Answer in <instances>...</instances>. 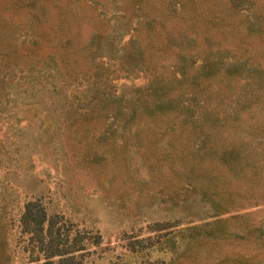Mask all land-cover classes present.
<instances>
[{
    "label": "rangeland",
    "instance_id": "rangeland-1",
    "mask_svg": "<svg viewBox=\"0 0 264 264\" xmlns=\"http://www.w3.org/2000/svg\"><path fill=\"white\" fill-rule=\"evenodd\" d=\"M233 1L144 0L147 19L160 9L174 13L161 19L163 27L147 31L130 0H0V264L44 260L21 231L18 217L27 200L70 231L98 234L97 245L81 250L79 264H264V144L254 137L255 122L264 134V0ZM190 4L193 26L179 17ZM100 27L101 36L90 43ZM38 37L42 42L34 47L29 40ZM25 75H91L84 93L114 91L123 95L121 104H136L139 138H98L96 113L87 124L56 127L62 110L73 108L64 104L68 89L54 103L55 123L47 125L38 102L43 89L29 87ZM177 94L196 110L235 111L236 125L224 142L247 143L259 153L246 186L240 181L245 199H230L220 215L199 197L213 186H184L180 159L163 156L191 152V146L181 140L182 148L171 147L164 134L154 138L159 122L142 114L135 100L152 104ZM252 100L253 116L243 111ZM217 217L223 235L179 231L191 223L214 227Z\"/></svg>",
    "mask_w": 264,
    "mask_h": 264
},
{
    "label": "trees",
    "instance_id": "trees-1",
    "mask_svg": "<svg viewBox=\"0 0 264 264\" xmlns=\"http://www.w3.org/2000/svg\"><path fill=\"white\" fill-rule=\"evenodd\" d=\"M130 3L132 14L138 17V20L144 22L147 31L152 30L155 26L163 27L161 19L174 14L172 10L166 9L167 11H163L160 9L157 13L152 11L154 15H152V18L147 19L149 12L144 7V0H130ZM183 4L180 3L177 6L180 12L183 11ZM232 4L233 6H239L238 0H234ZM193 5L195 6L196 3H193ZM193 5L190 4L191 9L187 7V10L179 15L182 24H188L189 26L196 24V21L192 18L194 15L191 14L194 9ZM173 8L175 9L176 6ZM246 30L251 31L249 27ZM102 31V27L95 29L90 36V43H93L92 41L97 42ZM37 36L40 35L37 34ZM262 40L264 41L263 37ZM29 41L34 47L42 42L41 37ZM68 44L69 39H63L61 45L66 48ZM51 54L48 55L51 62L49 69L55 67ZM24 81L29 87L37 86V88L43 89L38 102L40 103V113L43 112L42 121L47 125L55 123V121H50L52 118L50 114L57 113L54 103L59 99L61 90L64 94V89H68L71 99L64 101V104L70 107L73 106V108L71 112L65 111L66 109L62 110L61 117L63 118L56 121V127L61 126L62 123V127H65L64 130L69 129L76 120L87 124L93 120L92 113H96L101 126L98 138H109L110 141L131 137L133 139L139 138L137 136L140 130L137 127L138 121H133L135 113H140L136 108V104H121L120 101L123 95L116 94L114 91L84 93L87 89H90V85L94 82L91 75H81V77L80 75H25ZM155 89V87L150 86L152 93ZM147 93L151 94L150 92H143L141 95L145 94L146 96ZM138 95H140L139 91ZM135 100L138 106H141L142 114L152 116L150 119L152 122H159L156 126L157 132L152 131L154 138L159 139L164 134L167 137V143H171V147L177 144L182 148L183 143L180 142L181 140L186 141L191 146V152L189 149L185 151L179 149L180 154L174 155V157L172 155L167 157V154L163 156L167 161L173 158L180 159L182 165L180 174L183 177L184 186L191 189L200 188L202 185L213 186V189H201L199 196L209 203L213 215L217 216L223 213L230 199L236 203L245 199L240 192L247 184L245 174L247 171L253 172L257 165H260L256 163V156L259 153L256 150H251L247 143L231 145L224 142L223 139H226L229 128L233 129L236 125L237 115L235 111H227L220 116L219 110L214 109L216 106L212 107V105L206 111L196 110V107L188 106L180 94L167 100L162 99L157 103L152 102V104L143 97L139 99L136 96ZM202 100H204L202 102L205 106L210 104L208 96L203 97ZM254 101H250L243 107V111L251 116L255 115L252 109ZM107 104L110 105V108H114L112 110L105 109ZM70 115H75L76 118L71 119ZM168 117H170V121L165 124V118ZM131 125L136 128L132 132L130 131ZM259 125L257 122L254 123V137L257 138V141H255L258 144H264L263 129ZM247 133L251 134L249 131ZM188 153L189 155H187ZM261 154H263L262 151ZM163 156L162 158L165 160ZM240 181L245 186L240 188ZM232 183V188L228 190L220 189V185L224 187ZM18 219L21 224V231L30 234V239L35 240H33L32 248H36V251L44 258L41 264H79L80 257L83 255L81 250L86 247V244H98V234L94 232L86 236L82 228L76 227L72 231L64 228L63 221L56 220L54 214L46 215L43 207L35 205L33 200H27L23 203ZM218 219L219 217L212 222L215 225L214 227L209 226V223H191L184 225L179 231L187 230L189 235L192 236L201 233L203 236L217 237L226 232L223 233L219 228ZM52 256H58V259L52 261L50 259Z\"/></svg>",
    "mask_w": 264,
    "mask_h": 264
}]
</instances>
